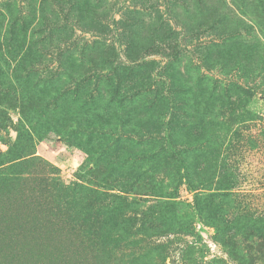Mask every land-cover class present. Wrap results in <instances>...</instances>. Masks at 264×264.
Here are the masks:
<instances>
[{"label":"rangeland","instance_id":"rangeland-1","mask_svg":"<svg viewBox=\"0 0 264 264\" xmlns=\"http://www.w3.org/2000/svg\"><path fill=\"white\" fill-rule=\"evenodd\" d=\"M0 264H264V0H0Z\"/></svg>","mask_w":264,"mask_h":264},{"label":"trees","instance_id":"trees-1","mask_svg":"<svg viewBox=\"0 0 264 264\" xmlns=\"http://www.w3.org/2000/svg\"><path fill=\"white\" fill-rule=\"evenodd\" d=\"M17 132H18V136L15 142L11 143L12 146H10L6 155L12 153L13 150H19L21 151V153L28 150V146L26 144L27 138L25 139V137H23V135L19 133L20 132L19 130H17ZM26 132L28 133V130H26ZM177 160L182 161V158L180 156H177Z\"/></svg>","mask_w":264,"mask_h":264}]
</instances>
